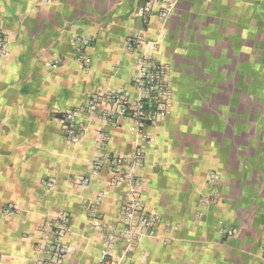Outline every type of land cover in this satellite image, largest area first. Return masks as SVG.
I'll return each mask as SVG.
<instances>
[{"label":"crops","instance_id":"0c3cea01","mask_svg":"<svg viewBox=\"0 0 264 264\" xmlns=\"http://www.w3.org/2000/svg\"><path fill=\"white\" fill-rule=\"evenodd\" d=\"M0 25V264H36L63 213L60 264H102V224L128 187L107 168L79 180L99 155L139 146L141 199L159 225L131 251L117 242L110 264H264V0H0ZM132 36L168 68L170 113L140 131L84 111L83 134L69 139L64 111L98 92L142 95ZM79 37L92 40L84 60ZM8 205L15 211L2 214Z\"/></svg>","mask_w":264,"mask_h":264},{"label":"built area","instance_id":"2783aa9c","mask_svg":"<svg viewBox=\"0 0 264 264\" xmlns=\"http://www.w3.org/2000/svg\"><path fill=\"white\" fill-rule=\"evenodd\" d=\"M49 2L51 0H43ZM169 1V0H154ZM150 11V6L142 9ZM148 21V16L145 21ZM90 37H79L77 51L79 58L84 60V50L91 45ZM130 50L137 52L136 70L132 76L135 87L142 93L140 97L131 98L123 90L98 92L92 95L86 105L80 109L64 111L58 121L63 133L71 140H77L85 128L78 117L81 112L93 114L97 119L111 125H118L124 120H129L137 130H143L148 125H153L164 119L170 113L172 106V89L168 79V68L159 62L154 54V44L147 42L141 36H132L127 40ZM8 51V38L0 25V55ZM109 135L101 134L100 144L107 143ZM145 161V151L142 146L136 148L132 156L105 154L102 158L93 161V172L80 178V184H89L93 176L107 168L112 175L114 184H125L128 187L126 196L119 203V212L114 220L103 223L106 248L102 252V264H110V249L117 242L125 245L126 251L133 250L144 238L154 237L159 225L156 212L146 208L141 199L144 184L136 169ZM210 180L215 181V174L211 173ZM51 185V182H49ZM99 196L91 206L92 211H97L101 205ZM14 206L8 205L2 214L13 213ZM71 224L70 215L63 213L48 236L45 245L39 242L41 255L36 264H60L69 249L62 237ZM235 230L227 229V235L233 236Z\"/></svg>","mask_w":264,"mask_h":264},{"label":"rangeland","instance_id":"374dc122","mask_svg":"<svg viewBox=\"0 0 264 264\" xmlns=\"http://www.w3.org/2000/svg\"><path fill=\"white\" fill-rule=\"evenodd\" d=\"M100 139H101V138H100ZM104 145H105V144H104ZM104 145H101V144H100V142H99V146H101V147H102V146H104ZM99 157H100V158H102V156H101V155H99L97 158H99ZM97 158H96V159H97ZM96 159H94V160H96ZM94 160H93V161H94ZM93 161H92V166H93ZM14 211H15V207H14ZM14 211H13V212H14Z\"/></svg>","mask_w":264,"mask_h":264}]
</instances>
